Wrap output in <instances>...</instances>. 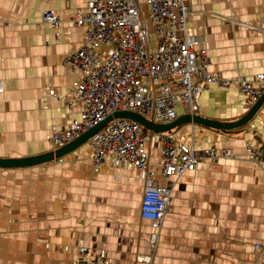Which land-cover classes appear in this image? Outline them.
<instances>
[{
    "label": "crops",
    "instance_id": "1",
    "mask_svg": "<svg viewBox=\"0 0 264 264\" xmlns=\"http://www.w3.org/2000/svg\"><path fill=\"white\" fill-rule=\"evenodd\" d=\"M189 26L208 50L210 71L233 80L264 72V0H188ZM88 0H0V158L58 149L49 137L80 116L49 97L70 92L79 74L65 58L84 43L85 29L71 17ZM56 10L63 39L42 22ZM256 26L261 29L254 28ZM243 94L231 83H212L199 115L234 121L246 114ZM179 108V116L184 115ZM199 148H229L237 156L201 163L176 180L170 212L161 226L152 264H264L254 245L264 244V169L247 159V143L264 145V106L243 128L224 133L184 124L173 130ZM150 161L161 170V150ZM90 143L54 161L0 168V264H75L80 248L113 264H148L151 222L140 207L144 180L134 169L92 162Z\"/></svg>",
    "mask_w": 264,
    "mask_h": 264
},
{
    "label": "built area",
    "instance_id": "2",
    "mask_svg": "<svg viewBox=\"0 0 264 264\" xmlns=\"http://www.w3.org/2000/svg\"><path fill=\"white\" fill-rule=\"evenodd\" d=\"M191 13L188 0H88L85 10L71 17L73 26L85 29L84 43L64 60L80 77L64 96L49 90V97H57L67 111L77 105L82 111L63 129L54 130L49 140L61 147L116 111L138 112L157 124L174 121L179 108L197 114L201 95L212 83L236 84L246 112L250 111L264 94V72L254 79L239 75L229 80L210 71L204 40L189 26ZM42 22L57 30V40L63 39L58 31L63 21L56 10L44 9ZM190 137L189 142L173 131L159 133L132 119L117 118L89 141L97 169L105 164L129 167L144 180L140 214L153 230L151 253L138 256L140 262L154 260L177 178L203 162L237 157L229 148H199L195 132ZM154 142L160 144L161 170L151 167L149 146ZM246 146L247 159L264 169V145L248 142ZM255 247L263 256L264 244ZM75 264L113 263L81 247Z\"/></svg>",
    "mask_w": 264,
    "mask_h": 264
},
{
    "label": "water",
    "instance_id": "3",
    "mask_svg": "<svg viewBox=\"0 0 264 264\" xmlns=\"http://www.w3.org/2000/svg\"><path fill=\"white\" fill-rule=\"evenodd\" d=\"M264 106V94L258 99L250 111H248L243 117L234 121H220L205 118L197 114H184L177 117L174 121L168 124H157L148 120L145 116L134 111H116L112 115H109L106 119L90 128L80 136L70 141L69 143L59 147L56 150L49 151L44 154H39L29 157L21 158H0L1 169H15L32 167L40 164H45L56 159H59L65 155H68L75 150L79 149L83 145L87 144L90 139L101 131L111 120L117 118H128L139 122L147 129L154 130L155 132L164 133L172 132L177 127L184 124H194L204 126L213 130H218L224 133H231L237 129L243 128L250 124L251 121L257 116L262 107Z\"/></svg>",
    "mask_w": 264,
    "mask_h": 264
},
{
    "label": "trees",
    "instance_id": "4",
    "mask_svg": "<svg viewBox=\"0 0 264 264\" xmlns=\"http://www.w3.org/2000/svg\"><path fill=\"white\" fill-rule=\"evenodd\" d=\"M256 245H254V247H255ZM255 249H256V251L259 253V250L255 247Z\"/></svg>",
    "mask_w": 264,
    "mask_h": 264
}]
</instances>
